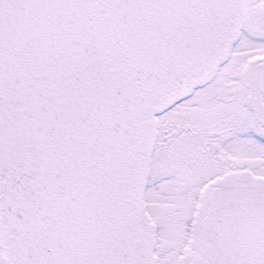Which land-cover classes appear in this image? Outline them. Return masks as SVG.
<instances>
[{
    "label": "snow or ice",
    "instance_id": "obj_1",
    "mask_svg": "<svg viewBox=\"0 0 264 264\" xmlns=\"http://www.w3.org/2000/svg\"><path fill=\"white\" fill-rule=\"evenodd\" d=\"M0 264H264V0H0Z\"/></svg>",
    "mask_w": 264,
    "mask_h": 264
}]
</instances>
